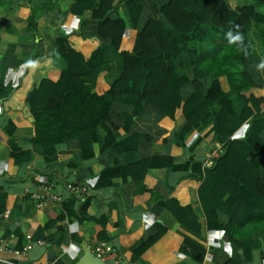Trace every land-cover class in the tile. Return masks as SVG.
I'll return each instance as SVG.
<instances>
[{"label":"crops","instance_id":"obj_1","mask_svg":"<svg viewBox=\"0 0 264 264\" xmlns=\"http://www.w3.org/2000/svg\"><path fill=\"white\" fill-rule=\"evenodd\" d=\"M98 1L0 0V264H76L87 249L94 255V246L101 244L112 248L102 264H224L229 258L239 264H264V231L251 243L248 260L243 256L244 245L240 240L232 242L224 229L225 212L217 214L220 227L207 228L198 197L200 182L190 175L192 164L187 162L193 159L201 161L202 167L213 165L222 142L211 130L212 123L190 133L181 146L172 139L173 130L184 121L181 112L171 120L148 105L138 110L127 99H118L111 105L107 126L122 150H102L104 140L99 133L93 156L87 157L75 138L57 145L55 159L47 162L42 150L32 145L35 130L28 94L42 79L59 78L60 65L53 55L55 37L72 34L71 43L85 57L98 45L110 44L109 38L100 36L99 23L92 16V6ZM168 1L128 0L109 13L111 20L124 21L121 49L132 50L137 32L149 19L164 22L161 8ZM227 3L231 9L251 5L264 14L261 0ZM203 28L206 38L192 47L195 57H180L183 64L211 58L225 46L211 26ZM96 58L103 67L94 92L101 94L119 76L120 58L108 47ZM246 68L255 82L251 93L264 96V53L256 51ZM219 82L239 108L226 77ZM64 88L53 87L57 96L46 105L57 103ZM185 91L187 97L191 86ZM248 124L232 137H244ZM257 138L264 146V131ZM140 160L155 164L148 166L141 179L119 170ZM254 160L260 162L264 174V153L257 152L248 161L252 164ZM46 183L54 184L61 199L38 205L27 192ZM68 183L88 190L71 194L65 189ZM187 206L196 212L186 213ZM161 226L169 231L138 252L160 233ZM184 238L205 247L201 262L180 250ZM34 244L45 246L38 260L31 255ZM28 246L32 247L24 253Z\"/></svg>","mask_w":264,"mask_h":264},{"label":"trees","instance_id":"obj_2","mask_svg":"<svg viewBox=\"0 0 264 264\" xmlns=\"http://www.w3.org/2000/svg\"><path fill=\"white\" fill-rule=\"evenodd\" d=\"M126 1L99 0L92 6L99 34L109 38L110 44L98 45L88 57L71 43L72 34L55 37L53 55L60 65L59 78L42 79L28 94L35 130L32 145L42 150L47 162L55 159L57 145L75 138L84 147L85 155L93 156L99 133L104 140L102 150L109 147L122 150L107 126L111 105L118 99H127L138 110L148 105L171 120L181 112L184 121L172 132L174 143L181 146L190 133L212 123L211 130L222 142L221 151L214 154L213 165L202 167L201 161L193 159L187 164H192L190 175L200 182L198 197L207 228L220 227L217 214L225 212L228 221L224 229L232 242L244 245L243 256L249 260L251 243L264 231V174L259 161L252 164L248 161L255 159L257 152L264 153V146L257 138L264 131V96L251 93L255 82L246 64L256 51L264 53V14L251 5L231 9L227 0H169L161 8L164 22L149 19L137 32L129 51L120 46L124 21L109 18V13ZM204 25L211 26L225 46L211 58L183 64L180 57H195L192 47L206 38ZM237 35L242 38L240 41L234 39ZM107 47L118 53L121 71L103 93L97 94L94 87L103 66L96 56ZM222 76L226 77L230 90L236 92L239 108L234 107L233 100L222 90L219 82ZM188 85L192 93L184 97ZM64 86L57 103L46 105L54 99L53 95L57 96L53 87ZM34 95L36 99H32ZM246 122L249 124L244 137L233 138ZM148 166L155 164L140 160L119 170L141 179ZM42 185L29 190L28 196L40 191ZM191 207H185L184 211L196 212ZM168 231L161 226L160 233L137 251L146 250ZM180 250L197 262L205 254V247L188 238H184ZM224 264H239V261L229 258Z\"/></svg>","mask_w":264,"mask_h":264},{"label":"built area","instance_id":"obj_3","mask_svg":"<svg viewBox=\"0 0 264 264\" xmlns=\"http://www.w3.org/2000/svg\"><path fill=\"white\" fill-rule=\"evenodd\" d=\"M54 184L47 183L42 185V188L40 191L30 194L29 196L35 200H37L38 205H42L47 199L51 201H59L61 199V194L59 192H56L54 190ZM67 191L70 192H77V194H83L85 193L88 188L86 186H81L79 184H71L68 183L65 187ZM32 246L26 247L23 252L26 253L31 249ZM94 255L97 258L103 259L105 256L110 254L112 251V248L108 245H96L94 246Z\"/></svg>","mask_w":264,"mask_h":264},{"label":"water","instance_id":"obj_4","mask_svg":"<svg viewBox=\"0 0 264 264\" xmlns=\"http://www.w3.org/2000/svg\"><path fill=\"white\" fill-rule=\"evenodd\" d=\"M45 246H40L39 244H34L31 250V255L34 260H38L43 253ZM76 264H102V259L94 256L88 249L86 250L84 256Z\"/></svg>","mask_w":264,"mask_h":264},{"label":"clouds","instance_id":"obj_5","mask_svg":"<svg viewBox=\"0 0 264 264\" xmlns=\"http://www.w3.org/2000/svg\"><path fill=\"white\" fill-rule=\"evenodd\" d=\"M234 39L240 41L242 38L239 35H237L236 37H234Z\"/></svg>","mask_w":264,"mask_h":264}]
</instances>
